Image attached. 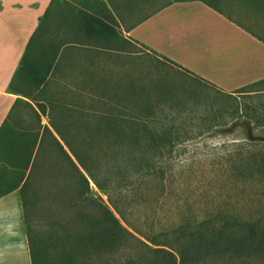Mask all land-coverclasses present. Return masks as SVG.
Returning <instances> with one entry per match:
<instances>
[{"label": "rangeland", "instance_id": "1", "mask_svg": "<svg viewBox=\"0 0 264 264\" xmlns=\"http://www.w3.org/2000/svg\"><path fill=\"white\" fill-rule=\"evenodd\" d=\"M134 50L123 60L107 62L103 69L94 71L98 75L96 79L101 72L108 75L101 78L103 84L92 86L90 81L83 83L89 78L76 79L81 82L80 85L74 83L78 84L76 87L95 94L94 101H89L88 94L77 98L75 94L62 93L66 87L54 86L49 94L75 109L108 111L109 105L117 103L113 93L117 92L118 108L125 107L123 115L129 114V117L139 118L147 124L151 117L156 128L166 125L175 129L170 138L172 144L160 149L165 163L156 164L166 172L164 180H152L132 191L126 189L124 196L113 195L129 223L142 235L154 237L157 244L166 241L174 245V231L179 227L191 231L199 220L216 221L217 225L222 224L223 219L232 223L259 221L264 225V171L259 172L255 164L256 160L264 158V145L254 146L248 140L264 139V85H261V92H235L239 88L226 91L208 80L210 84L195 78L192 72H186L176 63L145 48L135 47ZM124 74L134 77L135 83L143 88L137 95L138 103L123 100L122 93L130 80ZM62 81L67 82L66 79ZM156 84L163 87L164 94L148 87ZM99 97L102 102L98 101ZM105 101L109 102L108 105L103 103ZM144 102L151 108L149 112H139ZM133 103L137 104L134 106ZM21 113L22 117H27L25 109ZM75 114H71V121L76 120ZM53 116L69 128L60 112L56 116L54 112ZM27 119L30 123L24 127L34 126V119ZM96 121L93 117L78 119L81 129L72 128L67 136L76 140V144L92 137L85 129L92 128ZM101 146L100 150L96 147L98 155L107 151L105 142ZM156 151L154 148L147 154L150 161L155 160L151 157ZM109 167L105 165V170ZM67 170L59 147L45 135L25 190L30 228L38 246L45 251L43 264H121L129 259L145 264L153 253L135 241H124L121 249H68V234L79 235L84 229L75 224L78 208L74 206L72 190L68 199L61 196L62 190L71 186ZM89 185L94 193L107 201L91 181ZM65 207L71 209L66 211ZM133 234L144 241L135 232ZM145 242L151 248L161 247ZM167 250L178 259L177 249ZM197 264H264V256L236 254L235 250L222 255L215 251L198 257Z\"/></svg>", "mask_w": 264, "mask_h": 264}, {"label": "crops", "instance_id": "2", "mask_svg": "<svg viewBox=\"0 0 264 264\" xmlns=\"http://www.w3.org/2000/svg\"><path fill=\"white\" fill-rule=\"evenodd\" d=\"M40 23V44L59 50L53 79L33 91L14 76ZM135 47L226 91L254 83L264 79V0H0V156L22 140L27 117L36 125L25 103L58 139L48 109L40 114L36 101L43 105L54 86L82 92L76 79L95 77ZM35 56L29 51V60ZM4 173L9 177L10 169ZM8 179L0 180V264H32L22 199L19 189L4 192Z\"/></svg>", "mask_w": 264, "mask_h": 264}, {"label": "trees", "instance_id": "3", "mask_svg": "<svg viewBox=\"0 0 264 264\" xmlns=\"http://www.w3.org/2000/svg\"><path fill=\"white\" fill-rule=\"evenodd\" d=\"M40 38L41 23L32 35L22 58L20 68L14 76V81L16 79L24 80L31 85L33 91H38L41 86L46 84L47 80L51 81L53 79L54 62L59 50V46H42ZM29 51H35L36 53L33 60L28 59ZM41 55L43 56L42 59L40 58ZM161 58L175 64L165 57ZM183 70L189 73L188 70ZM124 75L130 78V80L128 82L129 86L124 90L122 96H124L123 100L128 99L129 103H131L134 100L136 101L139 91L143 88L135 83L134 77L129 74ZM106 76L104 72H101L98 79L90 77L89 80L83 83L88 84L90 81V85L97 86L104 83L101 78ZM193 76L203 82H208L196 75ZM261 85H264V79L240 87L235 92H261L263 90ZM147 86H144V88L149 87L158 93L164 94L163 87L158 84L153 85V87ZM51 90L52 88L50 87L47 92H44L48 97L47 95L44 97L43 105H40L36 101V106L42 115H46V108L48 109V123L57 133L62 144L47 126L42 127L40 125V115L30 104L25 103L27 110L30 109L32 116L34 115L36 125L23 127L20 133L22 140L16 143H9L11 147H6L8 155L0 156V180L5 182L4 180L9 178V188H5L4 192H10L15 189H19L20 192L25 212L26 232L32 264H43L46 261V256L45 251L41 250L40 246H38V241L34 238L30 228L26 209L25 190L35 170L37 156L43 148L45 135H48V137L55 141L62 154L63 163L68 169L66 175L71 186H66L62 190L61 196L68 199L70 197L69 192L72 190L71 196L75 199L74 206L78 208L75 224L84 229V232L79 235L68 234L66 244L68 249H121L124 241H135L144 249H151L153 253L152 256L146 259L145 264H197L198 257L215 251L222 255L235 250L236 254L243 253L250 256H264V225L259 221H234L232 223L223 219L222 224L217 225L216 221L199 220L190 228L191 231H187L183 227H179L174 231L175 245L166 241L163 244H157L158 241L153 239L154 237L144 236L139 231L137 232L129 223L125 211L121 209L119 203L113 198V195L119 193L124 196L123 191L126 189L132 191L139 189L142 184L152 180H164L166 172L156 167V164L165 163L163 161L164 154L160 152V149H166L172 144L170 138L175 129L166 125H161V128L158 129L151 122V117L149 124H147L143 120L140 121L139 118L134 119L129 117V114L123 115L125 107H121L122 110L118 108L117 92H113L114 100L117 102L115 106L109 105L108 111H98L75 109L71 105H65L61 103L62 100L60 98L56 100L53 98V95H49L52 92ZM81 90L82 92L76 93L67 89L63 93L75 94L77 98L88 94L90 95L89 101H94L95 94L91 93V90ZM39 95L38 93L36 97H39ZM98 101H101L100 97ZM103 103L108 105L109 102L105 101ZM137 103H133L132 105L135 106ZM150 109L149 105H146L144 102L142 108L138 110L139 112H142V110L149 112ZM54 112L55 116L59 112L61 113V117L64 116V122L68 124L69 128H67L66 124L64 127L61 121L54 119ZM74 113H76V120L73 119L71 121V114L74 116ZM82 117L86 119L93 117L97 121L92 128L84 127H87L85 132L90 133L92 137L81 139L76 144V140L69 138L67 132H70L72 128L73 130H80L78 119ZM5 122L6 124L2 126V131L5 128L8 129L7 119ZM246 124L250 131L251 128L248 121ZM160 131L162 132L159 133ZM162 135L165 137H162ZM248 140L254 146L256 144L264 145V139ZM103 142L106 143L107 151L98 155L95 152L96 147L100 150ZM154 148L157 150V153L151 157V160L154 158L155 160L150 161V157L147 154ZM107 152H109L108 156ZM255 164L259 172L264 171V158L256 160ZM105 165H110L109 170H105ZM7 168L10 169L9 177L4 173ZM90 181L98 191L106 196V202L92 191L89 185ZM69 209L71 208L65 207L66 211ZM131 230L142 237L144 241L133 234ZM145 241L161 247L151 248ZM172 247L177 249L178 259L173 252L167 250L172 249ZM121 264L139 263L134 261V259H129Z\"/></svg>", "mask_w": 264, "mask_h": 264}]
</instances>
